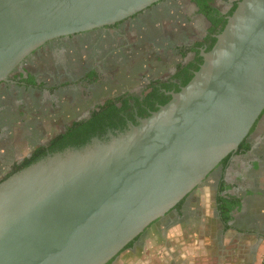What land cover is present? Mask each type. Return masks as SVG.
Masks as SVG:
<instances>
[{
    "label": "water",
    "instance_id": "1",
    "mask_svg": "<svg viewBox=\"0 0 264 264\" xmlns=\"http://www.w3.org/2000/svg\"><path fill=\"white\" fill-rule=\"evenodd\" d=\"M161 0H0V84L46 43ZM192 81L138 126L0 184V264H109L238 151L264 111V0H243Z\"/></svg>",
    "mask_w": 264,
    "mask_h": 264
},
{
    "label": "rangeland",
    "instance_id": "2",
    "mask_svg": "<svg viewBox=\"0 0 264 264\" xmlns=\"http://www.w3.org/2000/svg\"><path fill=\"white\" fill-rule=\"evenodd\" d=\"M213 1L218 8H223L224 5H222L223 3L221 2V0ZM167 7H169L168 10L166 9V12H163L165 13L164 16L167 17L166 19L164 17V23L167 25L162 26L161 30L159 29V31L157 32L159 36L154 35L145 38L141 35V31H137V29H139V26L137 27L135 25H132L127 29V25L125 24L121 26L120 30H118V36H125V40L119 39L120 37L117 39L105 37L97 44V49H95V44L92 46V44L88 45L87 43H81L77 45V49L75 50L69 47L67 52L64 54L65 59L68 61L69 65L74 71L75 67H81L82 65L90 67L95 65V63L98 61L94 59V55L102 48L110 46L111 50H117V52L119 53L116 56L113 55L115 62L109 64L110 66H114L113 69H115L116 72L112 74L111 71L108 74L109 77L107 81H109V83L107 85V90L104 91L107 92V94L110 93L115 95L116 93L121 92L124 84L129 86L130 91H134L135 89H138L140 87V82H142V78L145 77H160L162 74L163 75L161 77H164L166 74L172 72L177 64L182 62L179 57V55H181L180 51H175L174 45L182 43L186 44L188 42V39H190L191 34L198 33L197 30L199 28V21L201 20V17L197 15L190 0H177L173 3V5ZM158 21L159 20L157 19V22ZM126 29L128 31L123 33V31ZM140 37H143L145 41L142 42ZM115 50L113 52H115ZM62 57V54H59L57 55V58H54L53 54L45 53L41 58L37 59L34 62L32 66V72L40 74V76H42V78H44L48 82L50 87H55L57 86V81L51 80L49 77L54 75L53 73L56 67V63H58L57 61H60V58ZM98 65L100 67L102 66L99 63ZM113 75H115L114 78H112ZM119 75L125 76L128 79V82L126 83L124 81L118 80L119 84H117L116 80L118 79V77H120ZM131 78L135 80L138 79V81L135 82V80H132ZM19 91L20 90L15 89H2L3 94L0 95V107L7 106V108L9 109L7 112L5 109L4 111H1L2 113L4 112L3 114H5V116H3L0 120V122H2L1 126L5 127V125H8V127L3 131H0V177L8 170L14 156H18V154L20 155L22 151H28L26 141L37 138L39 136H41L43 140L49 138V135H53L57 131H59L57 129L61 128V125L63 124V122H65L63 118L69 113L64 109L55 111L53 113H45L44 110L41 113H33L29 111L31 106L25 105L24 108L28 110L27 113H30V115L22 114L15 119L12 117V115L15 112L18 114L21 113L20 110L16 111L17 109L13 104L15 97ZM36 96L33 97L37 98ZM69 96H71V94ZM79 98L81 97L77 96L78 100ZM64 102L68 103L67 100ZM77 106L78 108H84L85 105L82 106L80 104H77ZM45 107H47V105ZM77 113L80 116V113ZM7 117L12 118V120ZM260 127L263 132L264 117L259 124V129ZM238 159L240 161L235 160L231 164L226 174L224 173L225 179L228 182L232 183L233 187L237 189L246 190L248 187L254 186V189L261 194L248 198L251 205L249 204L245 209L244 217L248 218V220H251L253 222V225L250 227H242L243 230L249 231L250 234H246L247 236L245 237L243 236V234L237 235L233 234V232L227 233V235H225L223 239L226 246L224 250H221V254L223 253V257L220 258L219 261L216 259V257H212V254H207V256L205 257L206 262L202 261V259L199 258L198 262L194 261V264H234L235 251L238 252V260L240 258H243V261H247L249 259L248 255H250L251 248L250 250H246L249 251L247 253L243 252L245 251L244 249H241V247L244 246L243 244L246 242V240L251 239L249 240V243L254 246V250L264 244V177H260V179L253 178L252 174H255L256 172H251V174L247 176V179L253 178V181L247 180L242 182L237 176L241 172H250V169H246V162L248 161V159L243 157H239ZM261 172H264V167H262ZM221 174L222 169L219 168L215 170L206 179L203 185L190 195L189 199L186 202V205L188 206L189 204H191L193 206L198 205L199 207H201L200 212H196L194 214V218L200 220L202 211L205 212L206 215H213L212 210L214 203V193L217 181L220 178ZM164 222H166V219ZM155 226L156 222L148 227L144 231L143 235H145L146 233H151L149 235L150 237H152L151 241L156 243L157 247H162L161 243L163 242L161 241V239H159V237L157 239V235L153 234ZM161 226L162 227H158L161 236H167V234H165L166 231H168L170 236L173 235L176 237L181 235L180 229L178 227L172 226L167 228L170 225L165 226L164 223H162ZM198 229L200 231L202 228ZM208 230L210 236H217L216 233L211 230V228H208ZM182 240L184 241V233L182 234ZM235 242H237V244ZM147 243L148 242L146 241L141 244L142 250H144V247ZM173 248L174 252L172 254H169L168 256L169 262L167 261V263L165 262L163 264H174V262L176 264H184V255H178L179 252L184 253V247H181V245L177 243ZM173 254L177 256L175 259H172L170 261L171 257H173ZM157 255L158 254L156 252V247L149 249L148 258L151 259L149 261L150 264H162L160 263L161 260L156 261L155 258H157ZM144 258H147V255ZM263 259L264 255H261L258 258V262L256 259H254L253 261L251 260V262L253 264H262ZM134 261L141 262V259L138 258L137 253L130 258H117L112 264H131L134 263Z\"/></svg>",
    "mask_w": 264,
    "mask_h": 264
},
{
    "label": "flooded vegetation",
    "instance_id": "3",
    "mask_svg": "<svg viewBox=\"0 0 264 264\" xmlns=\"http://www.w3.org/2000/svg\"><path fill=\"white\" fill-rule=\"evenodd\" d=\"M177 0H161L158 3L154 4L150 10L143 11V14L138 15L136 18H130L128 20H125L124 22H121L119 24H116L114 26L105 27L101 29H96L93 31H89L86 33L76 34L69 37L60 38L57 40H53L51 42L46 43L44 46H42L40 49L32 53L30 57H28L22 65L17 67L14 72L10 75L7 82L0 84V95L3 90H9V89H15L20 90L14 100V107L17 109L16 111L20 110V114L14 113L12 115L13 118L16 119V117L21 116L22 114L30 115V113H27V109L24 108L25 105L31 106L29 111L33 113H41L43 110L45 113H53L55 111H59L61 109L67 110L69 113L63 118L65 122L61 125V128H58L55 134L49 135V138H46L45 140L42 139L41 136L30 139L29 141H26L28 151H22L21 154L18 156H14L13 160L11 161V165L8 168V170L0 177L3 178L5 175H7L14 164L20 165L25 159L30 158L32 155V151L37 147L45 146L48 142H50L52 139H54L56 136L64 133L68 127L71 126L74 122H79L84 119H87L89 115L97 110L99 106H102L106 101L108 100H114L118 99L121 96H127L128 98L132 99L130 102L131 107H133L134 114H139V110L135 107L134 101L136 99H141L143 95V92L148 88L151 84H156V86L160 89L161 93H163L165 96H170L173 94V88L169 91L164 89L162 87V84H167L170 82H173L176 86L179 85V82L176 81H170L171 77L174 75L176 68L179 64H187L188 62L192 61L195 57V52H188L185 57L182 55H179L182 62L177 64L173 71L166 74L164 77H145L142 78L143 81L140 82V87L138 89H135L134 91L129 90V86L124 84L122 91L116 93L115 95L110 94L107 92H104L107 90V85L109 83L108 80V74L112 71V74H114L115 69L114 66H110L109 64L115 62V59L113 55H117L119 52L117 50L113 49L111 50L110 46L106 48L100 49L98 52L95 53L94 59L98 62L95 63L93 66H85L82 65L81 67H75L74 71L69 65L68 61L65 59L64 54L67 52L68 48L71 47L74 50L77 49V45L81 43H87L92 44V46H95V49H97V44L105 37H110L112 39H117L120 36L119 31L122 25H127V29L130 28L132 25L139 26V29L137 31L142 32V36L145 38L158 35L157 33L159 29L161 30L162 26L167 25L165 24V19L167 18L165 15L166 9L168 10L169 7L173 5V3ZM238 0H221L223 3V8H218L214 1L212 4V7L218 9V11L222 15H226L227 12L231 9L233 4ZM194 6V5H193ZM194 9L197 13V9L194 6ZM167 15V14H166ZM199 17H201V20L199 21V28L198 33L191 34L190 39H188V42L186 44H175L174 48L175 51H180L181 48L184 47H190L195 46V43L198 41L196 38L198 37L199 41L204 39L207 36V27H206V20L202 15L197 14ZM157 19L159 20L157 22ZM124 30L123 33H125L128 30ZM143 37L141 38V41H145ZM143 38V39H142ZM119 39L125 40V36H121ZM119 48V47H117ZM196 49L200 50V56H202V53L204 52L203 49H200L198 47H195ZM115 50V52H113ZM45 53H51L53 54L54 58H57V55L62 54L63 59L60 58V61H57L56 67L54 70V75L49 77L51 80L57 81V86L50 87L48 82L40 76V74L32 72V66L34 62L41 58ZM181 54V52H180ZM113 58V59H112ZM185 60V61H184ZM102 65L101 67L98 65ZM95 73V76H90L92 73ZM29 76H32L35 78V84H27L26 82H21V80H28ZM118 77L116 80L117 84H119L118 80L128 82V79L125 76ZM115 75H113L112 78H114ZM132 80H135L131 78ZM135 80V82H137ZM131 84V83H130ZM132 85V84H131ZM134 85V84H133ZM41 86V87H40ZM55 88V89H54ZM57 89V90H56ZM63 90V91H60ZM81 90V91H79ZM167 91V92H166ZM71 94V96H69ZM38 95V96H36ZM36 96L37 98L33 97ZM77 96H80L79 100L77 99ZM3 98V97H2ZM1 99V98H0ZM64 102V101H66ZM77 104H80L84 106V108H78ZM47 105V107H45ZM6 110V112L9 110L6 107H0V119L5 116L1 111ZM80 113L79 114L77 113ZM264 115L255 123L254 130L249 133L248 137L246 138V141L250 144V149L246 154H237L234 153L231 155L229 159V166L227 167L226 172L229 170L231 164L238 160L239 157H243L248 159L246 162V169H250V172H241L237 177L242 181L252 180L253 178L260 179V177H264V172L262 171V167H264V131L262 132V129L259 124L261 120L263 119ZM10 120L12 118L7 117ZM15 121V120H14ZM13 121V122H14ZM2 124V122H0ZM8 125H5V127H0V131H3L5 128H7ZM239 149V148H238ZM221 169V167L219 166ZM218 168V169H219ZM217 169V168H216ZM253 173V178H248L247 176ZM225 181L228 184H231L226 179ZM217 187V185H216ZM199 189V188H198ZM217 189V188H216ZM238 197L242 198V205L241 209L234 213V221L230 223L231 225L234 224L235 228H239L241 226L243 227H250L253 225V222L251 220H248V218H245V209L250 204V201L248 200L249 192H257L254 189V186L248 187L246 190L242 189H235ZM196 191V190H195ZM231 190L228 191V194H231ZM216 192V191H215ZM235 192V193H236ZM190 195L186 198L181 211L178 212L177 209H174L170 211L164 218L158 220L157 222H160L167 225L180 223L181 220L184 219V213L183 208L186 204L187 200L189 199ZM251 205V204H250ZM180 212L182 214H180ZM166 219V222H164ZM214 223L216 222V225H207L208 228H211V230H214V233H217L218 237H220L221 241H223L224 236L227 235L229 232H233V234L247 236L245 233H238L234 229H230L228 231H224V227L218 217L215 215V218L213 219ZM220 230L216 231V226L219 227ZM216 231V232H215ZM253 254V252H251ZM117 259V258H116ZM251 264V262H249Z\"/></svg>",
    "mask_w": 264,
    "mask_h": 264
},
{
    "label": "trees",
    "instance_id": "4",
    "mask_svg": "<svg viewBox=\"0 0 264 264\" xmlns=\"http://www.w3.org/2000/svg\"><path fill=\"white\" fill-rule=\"evenodd\" d=\"M242 1L243 0L236 1L227 14L222 15L218 9L212 7L213 0H190V2L196 7L197 14L202 15L205 18L208 33L207 36L201 41H199L197 37L196 40L198 41L195 43V46L193 45L180 49L181 55L183 57H185L188 52H195V57L187 64H179L177 66L176 71L171 77L170 81L179 82V85L176 86L173 84V82L162 84L164 89L169 91L172 87L173 94L179 93L182 88L186 87L192 81L195 73L199 71L204 63L203 57L200 56V50L196 49L195 47L203 49L204 53L210 52L217 43V36H219L224 31L225 27L227 26L228 19L233 16L238 8L239 3ZM152 6L147 10H150ZM140 14H143V12L133 16L132 19L136 18ZM90 76H95V73L93 72ZM21 82L34 85L35 78L29 76L28 80L23 79ZM143 95L144 96H142L141 99H136L134 101L135 107L139 110L138 115L134 114L133 107L130 105L132 99L128 98L127 96H121L118 99L106 101L102 106H99L97 110L92 112L87 119L72 123L64 133L56 136L45 146L35 148L32 151L31 157L25 159L20 165L14 164L11 168V171L0 179V184L11 178L13 175L26 170L27 168L44 160L48 156L61 154L67 150H80L88 145H91L94 139L107 142L110 140V135L117 136L118 133H124L125 131H128L130 124L133 126H138L140 124V120L149 118L152 113L157 112L161 107L167 105L172 100V95L165 96L163 93H161L156 84H151L148 88H146V90L143 92ZM263 115L264 111L260 118ZM254 127L251 129V132L254 130ZM249 149L250 144L245 139L239 146L237 154H246ZM230 157L231 155L224 159L219 165L222 169V174L217 181L216 187L215 208L217 216L224 227V231L234 229L238 233L250 234L249 231L243 230L242 226L235 228L234 224H230L234 221V213L238 212L242 205V198L228 194V191L234 188L233 185L228 184L225 181L224 176V173L229 166ZM248 195L252 196V193L249 192ZM185 200L186 199L181 201L175 207L178 212L181 211ZM180 214L182 213L180 212ZM193 220L196 222L199 219L194 218L193 214H187L184 216V219L181 220L180 224L182 227H184V224L192 222ZM207 225H214V220H212ZM160 226L161 223L156 222L153 232V234L157 235L158 237H160V233L155 229ZM150 234L151 233H146L145 235L141 234L133 242H131L120 253V255L125 251L133 249L138 243H142L149 239ZM115 260L116 259L112 260L109 264H112Z\"/></svg>",
    "mask_w": 264,
    "mask_h": 264
},
{
    "label": "crops",
    "instance_id": "5",
    "mask_svg": "<svg viewBox=\"0 0 264 264\" xmlns=\"http://www.w3.org/2000/svg\"><path fill=\"white\" fill-rule=\"evenodd\" d=\"M215 191H216V189H215ZM235 192H236V190H234L232 188L231 194L233 196L238 197L237 194H239V193H237V192L235 193ZM251 193H252V196L261 195L259 192H255V193L251 192ZM215 196H216V192L214 193V200H213V202H214L213 203V210H212L213 215H211L210 213H209L210 215H208V214L206 215V213L202 211V215H200L201 216L200 220H197L196 222L193 220L192 222L184 224V227H182V225L180 223L171 224L167 228L172 227V226L178 227L180 229V234H181L180 236H176V237L173 235L170 236L168 231H166L165 234H167V236H165V235L161 236L160 235V237H159V239H161V241L163 242V243H161L162 247H157L156 243L151 241L152 237H150L149 239L144 241V242H146V241L148 242L146 244V246L144 245L145 246L144 250H142V246H141V244L143 242L138 243L137 245L134 246L133 249L125 251L124 253L119 255L118 259H121V258L123 259L126 257L130 258V257H133L134 255H136V253H137L138 258L141 259V262H139V261L135 262L134 261V263H131V264H137V263L138 264H150L149 261L151 259L148 258L149 249L156 247V252L158 254L157 258H155L156 261L161 260L160 263H162V264L165 262L167 263V261L169 262V260H168L169 254H172L174 252L173 247L177 243H179V245H181V247H184V253L179 252V254H178L179 256L184 255V264H194V261L198 262L199 258H201L202 261L206 262L205 257L207 256V254L208 255L212 254V257H216V259L219 261V259L223 257V253L221 254V250L222 249L224 250L226 245L224 244V240L221 241V239H220V237H218L217 233H216V235H217L216 237L210 236L209 230L207 227V224L210 223L215 218V215L217 216V212H216V208H215ZM195 207H196V209H195ZM200 210H201V207H199L198 205L193 206V205L189 204L187 206L185 204L184 208H183V213H184V216L187 214H193L194 215L196 212H200ZM214 225H216V222L214 223ZM160 227H162V226H160ZM198 228H202V229L199 231ZM156 230L159 231L158 227L156 228ZM218 230H220V226L219 227L216 226V231H218ZM159 233H160V231H159ZM183 233H184V241L182 240V234ZM157 239H158V236H157ZM249 240H251V239L246 240V242L243 244L244 246L241 247V249H244L245 251H243V252L247 253L249 251H246V250H250V248H251L250 255H248V258L250 259V261H249V259L247 261H243V258H240L238 260V258H237L238 252L235 251V253H234V259H235L234 264H249V262H251V260L253 261L254 259H256L258 262V258L261 255L262 256L264 255V246H263L264 244H262L261 247L256 248V250H254V246H252V244L249 243ZM180 241H181V243H180ZM250 242H253V241H250ZM235 243L237 244V242H235ZM251 252H253V254ZM146 255H147V258H144V257H146ZM176 256L177 255L173 254V257H171L170 261L172 259H175ZM150 258H151V256H150ZM128 264H130V263H128ZM174 264H176V263L174 262ZM251 264H253V263L251 262Z\"/></svg>",
    "mask_w": 264,
    "mask_h": 264
},
{
    "label": "built area",
    "instance_id": "6",
    "mask_svg": "<svg viewBox=\"0 0 264 264\" xmlns=\"http://www.w3.org/2000/svg\"><path fill=\"white\" fill-rule=\"evenodd\" d=\"M262 264H264V259H263V261H262Z\"/></svg>",
    "mask_w": 264,
    "mask_h": 264
}]
</instances>
